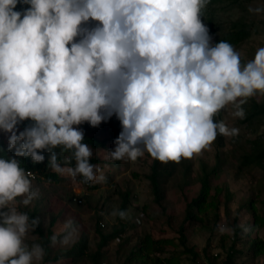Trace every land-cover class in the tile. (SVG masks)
<instances>
[{
    "label": "clouds",
    "instance_id": "1",
    "mask_svg": "<svg viewBox=\"0 0 264 264\" xmlns=\"http://www.w3.org/2000/svg\"><path fill=\"white\" fill-rule=\"evenodd\" d=\"M208 3L0 0V132L8 151L15 150L7 159L0 155V264H42L46 256L42 244L26 242L41 220L20 206H30L39 191L18 158L42 163L46 151L53 172L83 184L105 182L74 126L96 127L115 115L122 130L106 159L136 161L147 153L163 164L202 156L218 135H239L214 117L223 110L243 120L249 99L264 96V46L242 64L229 42L213 44L201 19ZM18 4L28 7L17 11ZM248 11L262 14L264 5ZM58 147L71 153L63 167ZM112 215L129 218L126 210ZM217 231L234 233L226 221ZM63 232L50 238L52 245L77 242L73 220Z\"/></svg>",
    "mask_w": 264,
    "mask_h": 264
},
{
    "label": "rangeland",
    "instance_id": "2",
    "mask_svg": "<svg viewBox=\"0 0 264 264\" xmlns=\"http://www.w3.org/2000/svg\"><path fill=\"white\" fill-rule=\"evenodd\" d=\"M261 5H264V0H209L203 10L202 22L212 36V43H217V39L225 34L235 39L246 28L248 36L238 37L237 42L231 45L241 54L242 64L252 60L256 49L264 46V13L256 15L248 9ZM251 104H264V96L257 94L243 107L246 110ZM248 113L249 110L243 120L233 119L228 111L223 110L214 117V120H225L230 127H237L239 135H218L202 156L191 160L182 159L179 164L158 161V180L163 193L159 201L155 199L148 177L154 161L149 154L145 153L136 161L106 159V151L115 148L114 141L122 130L115 115L96 127L87 122L74 126L79 127L84 135H93L105 141V147L91 148L92 157L97 159L95 164L100 166L106 176L105 182L94 183L95 187L87 188L82 187L77 178L57 173L60 179L49 181L40 175L32 180L33 189L39 191L38 199L26 208L20 206V210L36 211L45 233L49 221L54 218L51 229L53 233L59 234V238L64 234V222L73 220L78 227L79 237L82 234L87 236L89 254L97 249L98 230L106 234L124 225L114 239L101 247L103 264H126L125 259L132 249V243L145 233L155 238L177 240L184 235L187 247H192L197 256L193 258L190 254H182L180 263H201L205 259L203 248L207 239L213 236L220 238L217 222L226 221L232 227V223L240 226L252 223L254 212L264 217V158L250 161L264 147V114L257 112V115L248 119ZM19 130L23 131L21 128ZM4 136L7 140V135ZM64 162H60L61 167ZM205 172L209 173L211 194L217 207L201 214L202 220L186 219L187 203L198 194L199 178ZM124 194H127L124 209L128 212L127 220L112 215L113 210L120 209ZM254 235L263 237L264 225L258 227ZM37 239V235L32 232L26 242L31 245L38 243ZM215 243L210 242V246ZM70 247L52 245L49 257ZM166 249L170 251L173 246L168 245ZM248 261L250 264H264V255L255 262ZM44 264L91 263L83 257L78 261L62 258Z\"/></svg>",
    "mask_w": 264,
    "mask_h": 264
},
{
    "label": "trees",
    "instance_id": "3",
    "mask_svg": "<svg viewBox=\"0 0 264 264\" xmlns=\"http://www.w3.org/2000/svg\"><path fill=\"white\" fill-rule=\"evenodd\" d=\"M27 5L18 4L17 11H23ZM202 19V18H201ZM249 31L245 28L243 29V33L238 34L237 37L228 38V35H222L217 39V43L222 41H227L230 44L232 42H237L238 37L248 36ZM249 110L248 119L253 118L257 115V112H261L264 114V104H251L246 109V113ZM28 123H21L18 127L24 129ZM5 134L0 132V148L4 151L0 153L5 159L8 157L14 156L15 150L8 151V140H6ZM83 143L88 144L90 148L99 149L100 147H105V141L100 140L93 135H84ZM58 154L60 162L62 160H66V157L70 156V152L61 153L60 148L55 149ZM45 156V160L42 163L34 164L31 160V157L18 158L21 159V166L25 168L26 171H34L39 176H43L45 180L56 181L59 178L58 174L53 172L51 168L47 167L49 153L44 151L42 153ZM264 158V147L254 156L250 158L251 160H260ZM90 163H97L96 157L90 158ZM158 160H154L151 165V171L148 175L151 188L155 195L156 201H159L163 193L160 191V182L158 180V175L160 169L157 166ZM68 166H75V161H71ZM80 177H77L80 185L82 187L93 188L95 184H83L81 182ZM199 191L198 194L191 198V200L187 203L185 218L192 220H202L201 214L204 212H208L209 210L217 207L216 201L214 200L211 194V185L209 180V173H204L199 178ZM127 194H124V199L122 200L121 206L119 210H124L127 203ZM252 208V206H251ZM254 209V208H253ZM28 213L30 217H37L36 211H25ZM54 218H52L48 223V228L46 233L43 231L41 225L36 229L34 234L37 235L38 243L42 244L46 250V256L42 261L48 262L50 260H59L62 258H70L72 261H78L79 259L86 257V259L91 264H103V252L101 251V247L107 245V243L114 239L122 230L121 228H115L109 233H102L99 231V241L97 243V249L93 254L87 253L88 251V239L87 236L82 234L78 238L77 242L72 245L69 249L62 251L61 253L54 254L52 257H49V253L51 252L52 244L51 237L53 235H57L59 238V234L53 233L52 227L54 225ZM264 225V217L259 216L257 213H253V222L248 225H243L248 228V231L245 232L243 228L236 224L232 223V228L234 229V233L232 235L224 234L220 235V238H212L209 237L207 239V243L203 248L204 261L198 264H250L248 260L251 262H255L259 257L264 255V236L260 237L254 235V232L257 231V228ZM214 239V240H213ZM216 241L215 247L219 250V256L217 258L213 257L211 254V246L210 242ZM168 245H172L173 249L168 251L166 247ZM190 254L193 258L197 256L196 251L192 249V247H187L185 236L181 235L177 239L173 238H155L145 233L137 241L132 243V249L129 251L125 262L126 264H181V255L182 254ZM241 260V261H240Z\"/></svg>",
    "mask_w": 264,
    "mask_h": 264
},
{
    "label": "built area",
    "instance_id": "4",
    "mask_svg": "<svg viewBox=\"0 0 264 264\" xmlns=\"http://www.w3.org/2000/svg\"><path fill=\"white\" fill-rule=\"evenodd\" d=\"M31 173H32V177L33 178H37V177H39V175L37 174V173H35L34 171H30ZM78 202H81L80 201V199H78L77 200ZM221 222H223V221H220V222H217V224H219V223H221ZM211 254H212V256L213 257H215V258H217L219 255V250L218 249H216V247H215V245H211Z\"/></svg>",
    "mask_w": 264,
    "mask_h": 264
}]
</instances>
